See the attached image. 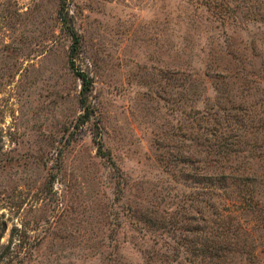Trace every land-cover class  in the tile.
Masks as SVG:
<instances>
[{"label":"rangeland","instance_id":"374dc122","mask_svg":"<svg viewBox=\"0 0 264 264\" xmlns=\"http://www.w3.org/2000/svg\"><path fill=\"white\" fill-rule=\"evenodd\" d=\"M261 215L264 0H0V264H264Z\"/></svg>","mask_w":264,"mask_h":264},{"label":"trees","instance_id":"16d2710c","mask_svg":"<svg viewBox=\"0 0 264 264\" xmlns=\"http://www.w3.org/2000/svg\"><path fill=\"white\" fill-rule=\"evenodd\" d=\"M61 20L63 21V24L66 23V16L61 15ZM66 25V24H65ZM68 32L71 35V38L73 39V44H72V48H71V53L75 54L76 53V46L78 43V37L74 31V29H72L71 27H69ZM72 65L73 61H71ZM78 76H80L82 84H83V88L81 89V102L84 104V109H85V114H83L84 118H88L89 114H88V107L85 105V96H86V85H88V77L86 74L82 73V72H78ZM216 129L213 128L212 133L215 132ZM98 145V149L100 152H102V154L104 155V151H102L101 149V145L100 142L97 141ZM214 153H222V152H231V149L228 148V146L223 143V142H219L218 144L213 145ZM202 174L197 175V179L200 180V178H202ZM226 176L227 174L225 173L224 170L220 169L217 174L208 176V179L211 181V183H218V185H216L217 187L223 188L225 186V180H226ZM247 178H250V181H256V178H258V176H247ZM248 180V179H247ZM248 180V181H249ZM264 215H261V217L263 218L264 221ZM214 220V218H212ZM239 220L229 216L228 220L225 222H222L221 224L217 225L213 231V229L210 231L211 233L213 232V234H218V233H222V234H226V235H230L231 237H238L240 235V233H243V229L240 230V228H243L242 225L240 227L239 225ZM264 223V222H263ZM179 247V244H178ZM221 245H218L217 242L216 244H211V245H203V243H199L195 250L192 253H189L188 255L190 256L189 259H185V264H204V260L207 258L209 260V262L212 260V264H214L213 260H218L219 258L222 259V257H224V250L225 248H221ZM230 249V248H228ZM185 250V246L183 248V252ZM245 252V253H249L248 251H241ZM175 264H180L177 261H175ZM208 264V263H207Z\"/></svg>","mask_w":264,"mask_h":264}]
</instances>
